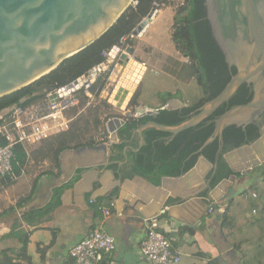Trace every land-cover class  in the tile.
Returning a JSON list of instances; mask_svg holds the SVG:
<instances>
[{"label": "crops", "instance_id": "0c3cea01", "mask_svg": "<svg viewBox=\"0 0 264 264\" xmlns=\"http://www.w3.org/2000/svg\"><path fill=\"white\" fill-rule=\"evenodd\" d=\"M175 15L171 8L160 10L144 36L135 38L139 43L135 46L134 58L146 64L148 70L134 95V104L126 112L115 108L118 114L111 119L126 121L121 130L131 121L138 122L141 112L166 109L170 99L167 104L163 99L168 94L172 100L181 102V108L190 106L186 100V74L180 70L168 72L152 62L153 52L159 51L158 43L165 38V27L173 43ZM161 19L167 20L165 27ZM143 46L153 52L147 53L141 49ZM151 65L160 68L158 77L162 76V85L151 86L154 96L149 99L142 85ZM130 112H136V116L129 118L126 113ZM122 144L124 149L117 151L116 146ZM99 146L106 149H93ZM137 147V128L125 141L120 139L119 132L118 138H110L100 145L66 150L60 154L57 164L53 162L52 168L32 178H22L20 174L2 186L0 253L14 250L17 255L27 241L26 251L18 258L15 256L13 264H73L72 248L101 228L117 242L115 252L106 256L102 264H153L142 255L140 245L146 236L147 220L158 218L161 231L181 255L179 264H209L213 260L219 264H239L237 255L221 239L220 212L210 213L209 209L213 205L218 210L227 207L238 197L239 186L246 178L234 181L219 201L209 198L207 184H211L213 168L205 162H200L192 173L181 179H161L160 184L144 182L138 175L128 178L134 164L131 154H135ZM261 155L264 152H242L233 156L231 162L236 167L247 166ZM113 166L119 171L112 169ZM100 204L114 205L110 218L98 211ZM32 211L39 212L41 218L28 224L24 215Z\"/></svg>", "mask_w": 264, "mask_h": 264}, {"label": "trees", "instance_id": "16d2710c", "mask_svg": "<svg viewBox=\"0 0 264 264\" xmlns=\"http://www.w3.org/2000/svg\"><path fill=\"white\" fill-rule=\"evenodd\" d=\"M167 2V0H136V6H131L100 40L67 59L55 71L32 85L0 99V113L13 106L29 107L43 100L51 91L69 85L102 64L106 61L103 54L120 46L121 40L129 37L147 18L154 9L155 3L161 7ZM206 17L205 0H186L181 10L175 15L173 25L175 30L172 34V41L178 52L191 62L190 65H182L180 71L186 74V71L190 70V74H186V77L197 81L204 92V98L183 109H162L155 115L140 118L138 122L131 121L120 131L121 140H128L137 127L151 122L175 127L189 121L202 106L220 95L236 74V68H230L226 63L225 56L213 37ZM127 44L133 46V39L128 40ZM105 83L99 80L94 85L92 92L95 97H100ZM166 96V100L163 99L164 104L172 98V95ZM252 99L251 87L247 84L242 85L228 102L221 105L206 120L182 131L169 142H166V138H170L171 134L154 128L146 130V144L140 152L131 154L134 157V164L127 177L139 175L150 179L155 184H160L163 177H179L189 172L196 165L200 155H203L212 164H217L216 173L211 180V186L215 187L232 175L224 155L257 141L261 137L264 116L263 121L255 122L246 128L227 127L223 132V142L217 138L207 145L201 154L199 152L215 132V120L236 106L250 103ZM134 100L135 98L130 106L134 104ZM95 126L96 128L101 126L100 120H95ZM72 128L73 124L67 132L44 141L32 155H28L22 147H15L14 175L17 177L22 174L29 159L36 162L52 159L57 164L62 152L94 145L92 142L83 141L81 128ZM47 142L49 143L46 149L42 148V145ZM221 144H223V150L219 154ZM124 146V144L116 146V149L122 151ZM112 169L119 171L117 166H113ZM253 177L252 186L232 199L220 218L221 239L237 255L239 264H264V164L254 169ZM13 179L8 177L3 180L0 188L7 186L9 184L7 182ZM40 218V213L34 211L24 215V221L28 224H33ZM13 236L18 238L19 234H12ZM26 242L24 241L22 250L17 255L14 250L0 253V264H13L15 256L18 258L19 254L26 251ZM9 253H12V256ZM209 264L219 263L213 260Z\"/></svg>", "mask_w": 264, "mask_h": 264}, {"label": "water", "instance_id": "95a60500", "mask_svg": "<svg viewBox=\"0 0 264 264\" xmlns=\"http://www.w3.org/2000/svg\"><path fill=\"white\" fill-rule=\"evenodd\" d=\"M133 4H136V0H0V99L32 85L55 71L67 59L100 40ZM205 5L213 37L226 63L230 68L235 67L237 72L221 94L202 106L189 121L175 127L153 122L137 127L138 147L135 154L146 144V130L154 128L171 134L170 138H166V142H169L182 131L206 120L244 84L252 89V101L236 106L216 119L215 132L199 153L217 138L223 142V132L227 127L246 128L264 115V0H206ZM158 13L159 10L154 8L134 30V37L142 38ZM133 53L134 48L128 47L125 53L120 54L118 48H113L110 54L113 59L119 58L125 67L109 100L122 111L129 106L148 70L146 65L131 57ZM133 85L135 89L131 88ZM50 99L55 101L57 97L53 95ZM165 107L167 110L186 108H181V102L172 99L170 105ZM157 113L141 112L139 119ZM125 125V120L111 119L107 123L111 138H118ZM93 149L103 151L106 148L99 146ZM222 150L223 144L219 154ZM242 152H264V125L257 141L224 155L232 175L215 187L208 182L209 198L214 197L219 201L229 192L234 181L240 179L238 174L250 175L253 179L254 169L264 164V155H261L247 166H234L231 158ZM200 162L213 168L211 181L217 164H212L203 155H200L194 168L184 175L162 179H181L192 173ZM138 177L144 182H152L148 178ZM217 193L220 196H216ZM212 207L218 211V206Z\"/></svg>", "mask_w": 264, "mask_h": 264}, {"label": "built area", "instance_id": "2783aa9c", "mask_svg": "<svg viewBox=\"0 0 264 264\" xmlns=\"http://www.w3.org/2000/svg\"><path fill=\"white\" fill-rule=\"evenodd\" d=\"M155 8H160V5L155 3ZM135 38L132 33L121 40L120 46L114 48H118L120 54L125 53L130 47L127 44L128 40ZM110 54L111 50L105 52L103 54L105 62L69 85L51 91L42 102L29 107L13 106L0 113V185L8 177L16 179L14 175L15 147H22L29 155L31 148L70 129L74 119L68 116V112L78 107L83 97L91 100L95 96L92 92L94 85L99 80L105 82L110 80L111 70L118 62L121 63L119 58L113 59ZM106 91L107 88H104L101 94H105ZM53 95L57 97L55 101L50 99ZM99 135L100 142H106L108 138H111L108 127ZM97 207L105 218L112 216L114 205L100 204ZM226 208H219L218 212L223 214ZM215 211L217 210L213 207L210 209V213ZM116 248L115 237L100 228L95 229L86 239L77 243L71 250V257L73 264H102L106 256L114 253ZM140 251L153 264H179L181 262L180 253L173 247L166 234L161 231L158 218L147 220L146 236L140 245Z\"/></svg>", "mask_w": 264, "mask_h": 264}, {"label": "rangeland", "instance_id": "374dc122", "mask_svg": "<svg viewBox=\"0 0 264 264\" xmlns=\"http://www.w3.org/2000/svg\"><path fill=\"white\" fill-rule=\"evenodd\" d=\"M167 4L165 6H162L159 9H166V8H171L172 11L177 13V11L181 10V7L185 4L186 0H167ZM132 6H136V4H133ZM155 8V7H154ZM167 20L161 19L162 26L165 27V23ZM167 26V24H166ZM165 38L162 39L160 43H158L159 51L153 52L152 49H149L148 47H141L142 50L146 51L147 53H152L153 56H155L153 59L156 62V65H160V67L163 66L164 70L170 72V71H179L182 68V65H187L191 64L190 60L186 57L183 56L176 47L173 49L172 42L168 37V29L165 27ZM174 26L172 27V34L174 32ZM138 41L137 39H133V46L136 48L138 47ZM175 46V45H174ZM173 54V55H171ZM131 57L134 58V54L131 55ZM140 61L139 59H136ZM116 61V60H115ZM118 62V60H117ZM122 65V63H119L114 67L111 74V79L107 80L105 83L104 88H107V91L105 94H100V97H95L93 96V100H87L86 98H82L80 105L78 107H75L71 109L68 112V116L70 118H73V128L76 129L77 127L81 128V135L83 137L84 142H92L94 145L97 146L100 145L103 142H100L99 139V134L101 132H105L107 128V123L110 120V118L116 116L118 112H116L115 107L111 103H109V100L111 98L112 92L116 89L118 86V83L120 81V78L122 77V74L125 72V67ZM190 74L189 72L186 71V74ZM158 74H160V68L154 67V66H149V71L147 74V79L143 81V89L142 90H147L146 97L151 99V97L154 96L153 90L151 91V86H158L161 87L162 83H160V79L162 76L158 77ZM193 80V82H190ZM189 80L188 77H186V100L189 101L190 105H194L198 103L200 100L204 98V92L202 88L198 85L197 81L195 79ZM154 87V88H155ZM121 88V87H119ZM138 90V89H137ZM136 90V91H137ZM119 90L117 89V92ZM106 98V99H105ZM135 98V96L132 97L131 101ZM43 100H40L39 102H42ZM131 103V102H130ZM130 103L129 106L127 107L130 108ZM127 109L123 112H126ZM127 114H132L133 116H136V112H130L126 113ZM132 116V117H133ZM130 118V117H129ZM109 119V120H108ZM95 120H100L101 126L99 128H96L95 126ZM105 125V127H104ZM53 141V140H52ZM109 141V138H108ZM51 142V141H50ZM49 142L45 143L42 145V148L46 149V146ZM41 146H36L34 148H31L29 151L30 155L34 152V150H38L37 148H40ZM53 166V160H49L47 162H43L41 160L39 161H34L32 159H29L28 164L24 168L22 175V178H32L33 176L39 174L42 171H45L48 168H52ZM18 176V175H17ZM246 180L243 181V183L239 186L237 195L239 196L242 194L244 191L240 192L243 189H249L252 184L253 180H251L250 175H243L240 173V179ZM11 183V182H7Z\"/></svg>", "mask_w": 264, "mask_h": 264}, {"label": "flooded vegetation", "instance_id": "af4514ba", "mask_svg": "<svg viewBox=\"0 0 264 264\" xmlns=\"http://www.w3.org/2000/svg\"><path fill=\"white\" fill-rule=\"evenodd\" d=\"M205 4H206V0H205ZM205 7H206V5H205ZM206 10H207V8H206ZM206 19L208 20L207 17H206ZM209 23H210V22H209ZM210 26H211V25H210ZM263 116H264V115H261V116H260V120H259L258 122L263 121ZM263 125H264V124H263ZM116 150H117V149H116ZM117 151H118V150H117Z\"/></svg>", "mask_w": 264, "mask_h": 264}, {"label": "bare ground", "instance_id": "6f19581e", "mask_svg": "<svg viewBox=\"0 0 264 264\" xmlns=\"http://www.w3.org/2000/svg\"><path fill=\"white\" fill-rule=\"evenodd\" d=\"M131 88H132V89H135V88H136V86H134V85H133Z\"/></svg>", "mask_w": 264, "mask_h": 264}, {"label": "clouds", "instance_id": "9594fccd", "mask_svg": "<svg viewBox=\"0 0 264 264\" xmlns=\"http://www.w3.org/2000/svg\"><path fill=\"white\" fill-rule=\"evenodd\" d=\"M109 122V121H108Z\"/></svg>", "mask_w": 264, "mask_h": 264}]
</instances>
